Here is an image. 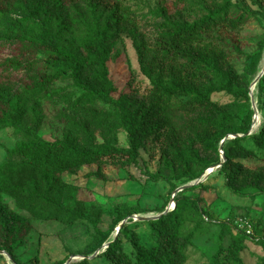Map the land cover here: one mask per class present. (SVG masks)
<instances>
[{
    "label": "trees",
    "instance_id": "trees-1",
    "mask_svg": "<svg viewBox=\"0 0 264 264\" xmlns=\"http://www.w3.org/2000/svg\"><path fill=\"white\" fill-rule=\"evenodd\" d=\"M6 2L0 0V20L7 15ZM55 3L63 8L84 3V21L27 15L0 34V49L9 44L16 51L0 58V86L13 72L27 75L21 91L0 102V130L12 129L19 138L0 163V205L6 196L19 211L39 221L91 227L100 249L96 257L109 264H185L187 249L208 216L198 199L184 193L205 186H191L176 195L170 211L144 222L150 230L149 243L131 233L126 250L125 226L108 241L119 222L100 232L101 212L74 199L77 186L69 178L86 169L88 180L103 185L106 167L126 169L151 146L159 152L168 182L195 181L220 166L217 175L231 195L263 194L264 73L257 82L263 97L262 121L254 131L249 89L254 64L239 72L228 49L244 55L241 31L257 23L261 29L257 48L264 50V0H175L171 6L159 1L152 12L160 20L154 37L132 30L139 71L149 87L142 94L130 87L117 99L112 97L116 90L107 63L121 30L120 7L100 10L106 6L104 0ZM38 55L40 63L34 60ZM63 83H71L80 93L56 88ZM214 94H226L231 101L216 103L211 99ZM53 97L63 102V112L55 116L63 131L60 138L45 141L37 134L42 122L37 109L39 100ZM120 131L126 134V148L117 146ZM149 178L158 180L151 174ZM29 237L28 223L11 233L0 220V251L13 264H20L17 253ZM218 238L211 264H244L247 239L261 249L258 264H264V238L234 234L229 223L220 224ZM105 243L107 247L101 248ZM76 255L82 259L69 264H93L90 254L70 256Z\"/></svg>",
    "mask_w": 264,
    "mask_h": 264
},
{
    "label": "rangeland",
    "instance_id": "rangeland-1",
    "mask_svg": "<svg viewBox=\"0 0 264 264\" xmlns=\"http://www.w3.org/2000/svg\"><path fill=\"white\" fill-rule=\"evenodd\" d=\"M161 0H104L105 7L100 10L108 12L111 7H120L122 13L121 30L114 39L111 59L107 63L109 78L115 88L112 95L117 99L121 94L128 93L134 87L140 94L148 87V81L140 74L135 50L133 48L134 33L139 32L153 38L159 19H154L152 12L159 6ZM167 5L174 4L175 0H162ZM194 1V0H190ZM39 5V8H37ZM87 6L81 3L78 6L61 7L55 0H7V15L0 20V34L9 30L14 21L27 15L41 18L55 17L65 19L75 18L84 21ZM32 12V13H31ZM264 23V20H262ZM261 33L257 23L246 25L241 31L242 51L244 55H237L231 51L232 62L241 72L245 66L254 64L252 81L250 84V103L252 121L256 116L255 131L262 121L263 97L258 94L256 79H260L264 65V50H258L256 37ZM15 47L4 44L0 49V58H9L15 54ZM40 63L41 56L34 59ZM0 86V102L7 101L22 89V82L27 79L25 71L13 72ZM4 80V79H3ZM56 88L64 89L65 93L77 95L80 90L72 87L71 83L57 84ZM212 101L224 104L231 101L226 94H214ZM37 111L42 116L38 136L45 141H53L61 137L63 126L56 120V114L63 112V102L57 97L51 100H39ZM255 106L257 113L252 108ZM108 110L109 107L100 104ZM98 142L101 140L98 138ZM19 142L18 136L12 129L0 130V163L5 160L6 150L12 149ZM118 147L126 148L127 139L123 131L118 133ZM107 182L103 185L96 184L87 179V170L82 169L70 181L76 184L77 190L73 194L76 201L88 207H95L101 212V223L98 225L100 232L105 233L119 222L118 227L111 232L108 241H112L120 226H125L122 239L126 250L129 248L127 236L136 233L141 242L149 243L150 230L140 218H155L173 207L174 198L182 190L202 184V190L185 192V196L198 199L203 211L207 214L208 223L204 224L199 234L193 241V246L187 249L185 264H211L212 257L219 248L220 224L229 223L233 233H244L254 240L264 238V193H255L251 198H238L225 190L222 178L217 175V170L208 174L205 172L195 181L177 180L168 182L164 179L162 167L159 163L157 148L149 146L141 150L137 163L126 169L108 166L105 168ZM158 177L157 181L149 175ZM187 187V188H184ZM183 188V189H182ZM0 220L11 233L18 231L26 222L30 226V237L26 245L17 254L20 264H67L77 262L82 258L72 253L83 252L88 255L93 264H109L100 257V252L94 239V230L89 226L75 225L64 226L56 222L39 221L29 214L19 211L13 200L4 196L0 205ZM106 244V243H105ZM103 244L101 248L105 245ZM247 249L243 251L244 264H258L262 255L261 249L249 239L245 242ZM0 255V264H13L4 251ZM69 264V263H68Z\"/></svg>",
    "mask_w": 264,
    "mask_h": 264
},
{
    "label": "water",
    "instance_id": "water-1",
    "mask_svg": "<svg viewBox=\"0 0 264 264\" xmlns=\"http://www.w3.org/2000/svg\"><path fill=\"white\" fill-rule=\"evenodd\" d=\"M263 73H264V65H263V69H262V72H261V75H263ZM257 82H258V79H256L255 80V82H254V84L253 85H255V84H257ZM252 108H253V110L255 111V114L257 113V111H256V109H255V106L254 105H252ZM255 125H256V116L254 117V119H253V124H252V129L255 127ZM223 142H221V144H222ZM220 168V166H217V167H215V168H212V169H210V171L208 170V174L209 173H211L213 170H218ZM188 187H191V186H188ZM184 188H187V187H184ZM183 189V188H182ZM182 190L180 189V190H177V191H175V194L176 193H179V192H181ZM172 206H174V203L172 204ZM168 212V211H167ZM167 212H164V213H162L161 215H164L165 213H167ZM161 215H159V216H157V217H155V218H140V221H144V220H156V219H158ZM121 227V226H120ZM120 227L117 229V231L120 229ZM107 247V244L106 245H104L103 246V248H106ZM1 254H3V252H0V255ZM98 254V253H97ZM92 257H88V259H91ZM70 261H71V259L68 261V263H70ZM67 263V264H68Z\"/></svg>",
    "mask_w": 264,
    "mask_h": 264
},
{
    "label": "bare ground",
    "instance_id": "bare-ground-1",
    "mask_svg": "<svg viewBox=\"0 0 264 264\" xmlns=\"http://www.w3.org/2000/svg\"><path fill=\"white\" fill-rule=\"evenodd\" d=\"M209 171H210V169H209Z\"/></svg>",
    "mask_w": 264,
    "mask_h": 264
},
{
    "label": "built area",
    "instance_id": "built-area-1",
    "mask_svg": "<svg viewBox=\"0 0 264 264\" xmlns=\"http://www.w3.org/2000/svg\"><path fill=\"white\" fill-rule=\"evenodd\" d=\"M173 207V206H172Z\"/></svg>",
    "mask_w": 264,
    "mask_h": 264
}]
</instances>
